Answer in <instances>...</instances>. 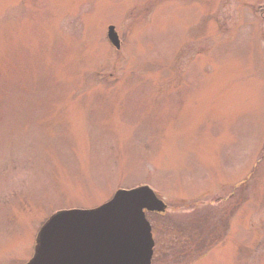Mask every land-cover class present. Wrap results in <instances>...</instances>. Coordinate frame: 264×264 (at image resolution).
Here are the masks:
<instances>
[{
  "label": "rangeland",
  "instance_id": "rangeland-1",
  "mask_svg": "<svg viewBox=\"0 0 264 264\" xmlns=\"http://www.w3.org/2000/svg\"><path fill=\"white\" fill-rule=\"evenodd\" d=\"M141 186L152 264H264V0H0V264Z\"/></svg>",
  "mask_w": 264,
  "mask_h": 264
},
{
  "label": "water",
  "instance_id": "water-1",
  "mask_svg": "<svg viewBox=\"0 0 264 264\" xmlns=\"http://www.w3.org/2000/svg\"><path fill=\"white\" fill-rule=\"evenodd\" d=\"M108 38L120 49L114 27ZM166 205L148 187L119 191L92 210L61 211L42 227L28 264H151L154 240L145 211Z\"/></svg>",
  "mask_w": 264,
  "mask_h": 264
}]
</instances>
